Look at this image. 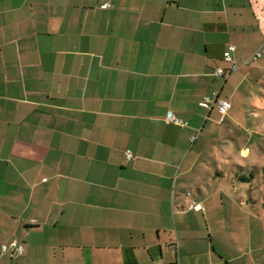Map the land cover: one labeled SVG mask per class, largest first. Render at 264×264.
<instances>
[{"label": "crops", "instance_id": "crops-1", "mask_svg": "<svg viewBox=\"0 0 264 264\" xmlns=\"http://www.w3.org/2000/svg\"><path fill=\"white\" fill-rule=\"evenodd\" d=\"M242 94L264 119V0H0V264H264Z\"/></svg>", "mask_w": 264, "mask_h": 264}, {"label": "rangeland", "instance_id": "rangeland-1", "mask_svg": "<svg viewBox=\"0 0 264 264\" xmlns=\"http://www.w3.org/2000/svg\"><path fill=\"white\" fill-rule=\"evenodd\" d=\"M243 95V99H241L240 101H238V103L234 106L235 109V113H233V115H229L226 120L222 123L223 127H224V131H227L228 129V124H230V126L232 127V130L236 129V132L233 133V131L231 130V134H230V139L233 142L234 139L233 138H239L238 142H252L253 144H257L258 150L260 149L261 152L264 154V148L261 149L260 146L263 145L264 146V134L261 133V129H264V123L261 125L262 122H264L263 119V113L262 111H256V112H251L252 107H251V103L250 101H247L248 99L245 98L244 94ZM244 106H247V108L245 107V109H243ZM246 111V112H245ZM249 111V112H248ZM215 119H219L218 116H212V118L210 119V121L208 122V126H218L216 124V121H214ZM230 121V123H228ZM257 130L258 133L256 134L254 132V129L258 128ZM238 129H243V132L239 133ZM264 133V132H263ZM208 138H210V136H208ZM238 140V139H237ZM217 140L215 139V142ZM264 156V155H263ZM253 171L252 172H243L241 170H239V167L236 168V171H231L229 174H231V177L234 179L235 178V182H239V180H242L243 178H247L249 179L251 177L252 174L256 175L257 177H255L256 179V185L257 187V191H259V187L262 186V189L264 191V173L262 175V178H259V173L255 170V168H252ZM222 171H224V168L222 169ZM225 173V172H224ZM226 175H228V172H226ZM262 180V183H261ZM250 188V185L248 183V189Z\"/></svg>", "mask_w": 264, "mask_h": 264}, {"label": "built area", "instance_id": "built-area-1", "mask_svg": "<svg viewBox=\"0 0 264 264\" xmlns=\"http://www.w3.org/2000/svg\"><path fill=\"white\" fill-rule=\"evenodd\" d=\"M104 6L110 7L111 4L108 2ZM235 48L236 47L233 44H231L229 46L230 51H234ZM260 56H261V53L257 52L251 58L246 59L243 62L247 63V64H251L255 59L259 58ZM226 59L233 63L232 66L229 69L218 68L215 72L216 75L227 77L228 75H230L231 73H233L237 69V65L234 62L233 57L230 54L227 55ZM206 101L210 102V98L206 97ZM217 104H218L219 111H220L219 122H223L225 117L227 116L229 110L231 109L232 104L228 100L219 99V98H217ZM166 120L168 122H173V123H176L178 125H186L187 124V122L184 121L183 119H180V118H177L176 116H174L173 112H171V111L168 112ZM192 140H194V138H192ZM126 155L128 158H132V153L129 150L126 151ZM24 251H25L24 243L17 240V239H13L8 243L2 244V252L8 253L10 255V257H13V258L22 255L24 253Z\"/></svg>", "mask_w": 264, "mask_h": 264}]
</instances>
